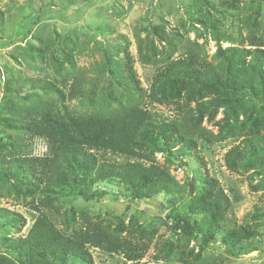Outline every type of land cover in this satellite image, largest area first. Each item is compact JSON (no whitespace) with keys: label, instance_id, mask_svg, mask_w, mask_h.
Listing matches in <instances>:
<instances>
[{"label":"rangeland","instance_id":"rangeland-1","mask_svg":"<svg viewBox=\"0 0 264 264\" xmlns=\"http://www.w3.org/2000/svg\"><path fill=\"white\" fill-rule=\"evenodd\" d=\"M234 2L237 8L229 9ZM247 16L257 18L255 26L242 24ZM263 29L264 0H0V164L17 154L11 145L18 155L47 154L43 139H31L19 127L18 113L36 104L54 105L58 115L76 116L138 105L147 109L150 124L172 127L164 134L167 142H157L153 156L157 164L168 165L173 177L172 194L166 195L158 181L141 191L120 178L101 182L94 172L88 177L79 173L74 187L57 189L47 198L25 183L0 178V209L18 213L25 221L23 227L12 226L0 218V239L25 237L42 212L65 235L94 222L119 228L122 236L136 235L148 247L146 264H264V102L248 98L235 122L236 134L242 136L206 149L185 131L182 114L173 104L148 98L162 60L183 56L188 48L210 59L218 46H245L251 34L263 38ZM129 67L140 91L129 81ZM212 98L201 93L195 99L204 103ZM246 115L256 124L253 133L248 126L237 128ZM223 120V108H208L198 126L216 135ZM175 138L194 141L200 159L167 144ZM245 139L255 142L253 148L242 149L236 171L228 170L225 154ZM205 177L217 181L230 200L214 238L204 243L202 235L177 233L169 241L171 257L156 261L166 250L168 216L188 214ZM191 184L196 190L192 194ZM194 221L204 231L210 222L200 216ZM239 227L254 236L243 238L235 248L224 246L221 238ZM91 253L94 264H127L120 255L94 249ZM0 264L19 263L0 245Z\"/></svg>","mask_w":264,"mask_h":264},{"label":"trees","instance_id":"trees-1","mask_svg":"<svg viewBox=\"0 0 264 264\" xmlns=\"http://www.w3.org/2000/svg\"><path fill=\"white\" fill-rule=\"evenodd\" d=\"M228 8H237V5L234 2ZM256 21L257 18L247 16L242 24L251 22L255 26ZM246 43L245 46H218L210 59L188 48L183 56L162 60V65L156 70L148 98L152 102L173 104L176 111L182 114L185 131L200 139L203 148L242 136L236 134L235 128L238 108H243L248 98L264 102V36L248 35ZM139 52L144 56L142 48ZM128 69L129 81L139 90L131 67ZM33 85L43 89L51 88V84ZM201 93H207L213 98L200 102L195 98ZM194 102L198 103L190 107ZM255 105L253 103L251 106L253 111L256 110ZM208 108L224 110L223 124L216 135L208 131L206 133L198 126ZM147 118V109L138 105L117 108L108 114L76 116L67 113L58 115L54 105L36 104L26 109L24 114L23 111L18 113L19 127H23L20 130L29 134L31 139H43L48 152L42 157L22 156L18 155V148L11 145V151L17 154L0 164V178L25 183L30 190L40 191L46 198L57 189L74 187L79 173L82 177H88L93 172L96 181L120 178L132 182L141 191L158 181L162 192L170 195L169 187L173 177L168 165L157 164L153 155L158 149L157 142H167L164 134L172 127L167 124H150ZM248 119L250 115H246L237 128L241 130L248 126L253 133L256 124ZM241 143L243 148L239 143L224 156L225 166L230 171H236L242 159V149L253 148L255 144L249 139ZM167 144L179 145L178 152L186 153L189 158L200 159L195 155L194 141L175 138ZM107 154L113 155L115 159L106 158ZM116 157L122 160L118 161ZM198 185L201 193L197 191L194 200L188 205V214L168 216L171 230L168 229L169 236L164 238L166 244L163 248L166 247V250L158 254L156 261L171 257L169 241L177 233L189 238L202 235L206 243L214 238L218 226L223 222L230 209V200L222 187L207 177ZM189 191L191 194L196 191L193 184ZM195 216L210 221L206 231L194 221ZM0 218L8 220L12 226H25L23 217L18 213L0 209ZM251 236L245 227H239L228 231L221 242L226 247L235 248L242 243L243 238H252L254 235ZM0 245L19 264H66L69 261L94 264L91 249L120 255L127 264H146L143 260L148 253V247L136 235L122 236L121 229L110 228L100 222L87 224L65 235L42 212L38 213L25 237L2 238Z\"/></svg>","mask_w":264,"mask_h":264}]
</instances>
